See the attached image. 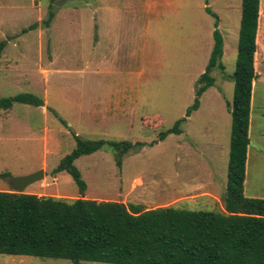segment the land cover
<instances>
[{
  "label": "rangeland",
  "instance_id": "obj_1",
  "mask_svg": "<svg viewBox=\"0 0 264 264\" xmlns=\"http://www.w3.org/2000/svg\"><path fill=\"white\" fill-rule=\"evenodd\" d=\"M0 0V99L29 93L43 106L0 109V191L8 179L43 171L23 193L67 202L80 198L72 178L52 174L75 147L89 140L141 142L116 165L98 151L74 161L86 199L221 212L227 179L236 51L230 52L229 10L241 0ZM225 39L224 71L180 125L181 134L157 141L185 117L195 83L213 46L215 19ZM259 17H264L260 0ZM233 24V25H232ZM34 25L33 28L23 32ZM227 28V30H226ZM238 34L234 41L237 48ZM264 42V36L263 41ZM233 43V42H232ZM231 80V81H230ZM244 195L264 199V75L254 80ZM5 261V262H4ZM0 264H72L63 259L0 255ZM80 264H104L83 262Z\"/></svg>",
  "mask_w": 264,
  "mask_h": 264
},
{
  "label": "trees",
  "instance_id": "obj_2",
  "mask_svg": "<svg viewBox=\"0 0 264 264\" xmlns=\"http://www.w3.org/2000/svg\"><path fill=\"white\" fill-rule=\"evenodd\" d=\"M45 20L54 13L52 4ZM208 0H206L207 3ZM214 21L213 46L204 72L195 83V99L185 117L161 132L157 141L181 134L180 125L199 106V98L214 85L210 76L222 63L223 39L218 17ZM260 0H241L236 62L229 76L233 82L227 179L221 212L188 211L171 207L144 209L141 205L98 202L86 199V184L74 161L104 150L114 153L118 167L123 156L146 144L115 140H89L73 134L74 149L65 155L52 174L66 172L80 198L67 202L34 194L0 191V255L63 259L72 264H264V199L244 195V179L253 82L254 56ZM34 25L29 26L30 30ZM5 42H0V50ZM43 106L32 94L0 99V109L14 104ZM7 172L0 178H8Z\"/></svg>",
  "mask_w": 264,
  "mask_h": 264
},
{
  "label": "crops",
  "instance_id": "obj_3",
  "mask_svg": "<svg viewBox=\"0 0 264 264\" xmlns=\"http://www.w3.org/2000/svg\"><path fill=\"white\" fill-rule=\"evenodd\" d=\"M233 15H235V21H236L238 18H240L241 11H240V15H239L237 10L230 9L229 15L226 18V21L232 22ZM229 26H230L229 27L230 28L229 29V32H230L229 36H230L231 42H230V45L228 48H229L230 52H235V51H237V48L235 49L234 41L236 40V35L238 34L239 26H238V30H235L233 28L231 29L232 26L231 25H229ZM218 29L221 30V19L220 18H218ZM226 30H227V28H226ZM263 36H264V17L263 18L259 17L257 34H256V53L254 56V68H255V73H256L257 79H259L260 77H262V75H264V42H262ZM222 39H223V52H222V58H223L226 55L227 50H226L225 39L223 37H222ZM222 58H221V60H222ZM214 83H215V81H214ZM254 83H255V81L253 82V86H254Z\"/></svg>",
  "mask_w": 264,
  "mask_h": 264
},
{
  "label": "water",
  "instance_id": "obj_4",
  "mask_svg": "<svg viewBox=\"0 0 264 264\" xmlns=\"http://www.w3.org/2000/svg\"><path fill=\"white\" fill-rule=\"evenodd\" d=\"M249 145H252L251 143ZM44 173L42 170L32 173L30 175L24 176V177H12L8 179V183L10 188L13 190L15 194H23L24 190L43 179Z\"/></svg>",
  "mask_w": 264,
  "mask_h": 264
},
{
  "label": "bare ground",
  "instance_id": "obj_5",
  "mask_svg": "<svg viewBox=\"0 0 264 264\" xmlns=\"http://www.w3.org/2000/svg\"><path fill=\"white\" fill-rule=\"evenodd\" d=\"M5 262V261H4Z\"/></svg>",
  "mask_w": 264,
  "mask_h": 264
}]
</instances>
